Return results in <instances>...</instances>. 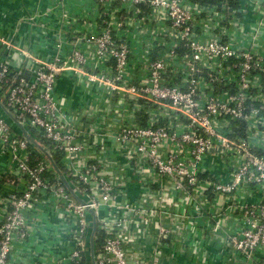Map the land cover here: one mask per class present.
<instances>
[{"label": "built area", "instance_id": "obj_1", "mask_svg": "<svg viewBox=\"0 0 264 264\" xmlns=\"http://www.w3.org/2000/svg\"><path fill=\"white\" fill-rule=\"evenodd\" d=\"M46 4L0 102L73 191L0 112V264H264V0Z\"/></svg>", "mask_w": 264, "mask_h": 264}, {"label": "crops", "instance_id": "obj_2", "mask_svg": "<svg viewBox=\"0 0 264 264\" xmlns=\"http://www.w3.org/2000/svg\"><path fill=\"white\" fill-rule=\"evenodd\" d=\"M46 2L49 0H38V2L35 0H0V26L4 27L10 22L16 21V18L21 16V12L22 14L38 12L39 9H43L39 4L45 7L47 6ZM19 6L20 9H18Z\"/></svg>", "mask_w": 264, "mask_h": 264}, {"label": "water", "instance_id": "obj_3", "mask_svg": "<svg viewBox=\"0 0 264 264\" xmlns=\"http://www.w3.org/2000/svg\"><path fill=\"white\" fill-rule=\"evenodd\" d=\"M0 112H2L6 117H8L21 131L22 133V137L26 140H28L29 142H31L32 144H34L36 147H38L41 152L43 154H45L51 161L55 171L57 172V174L59 175V179L66 185V187L70 190L73 191V187L69 184L68 178L66 176H64L60 169L58 168V166L56 165V163L54 162L52 156L50 155V153L47 151L46 148L42 147L41 145H39L33 138L32 136L28 133V131L26 130V128L15 119V117L10 113V111L5 107V105L3 103L0 102ZM94 221V219H93ZM94 225H95V221H94ZM96 226V225H95ZM96 233L95 228L93 229V233L92 236L94 238ZM94 241V240H93ZM93 241L91 243V264H96L95 262V256H94V247H93Z\"/></svg>", "mask_w": 264, "mask_h": 264}]
</instances>
